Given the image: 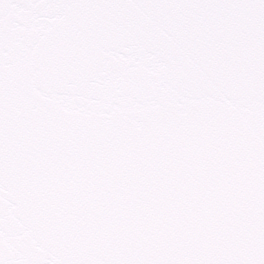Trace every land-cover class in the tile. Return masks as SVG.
<instances>
[{
    "label": "snow or ice",
    "instance_id": "1",
    "mask_svg": "<svg viewBox=\"0 0 264 264\" xmlns=\"http://www.w3.org/2000/svg\"><path fill=\"white\" fill-rule=\"evenodd\" d=\"M0 264H264V0H0Z\"/></svg>",
    "mask_w": 264,
    "mask_h": 264
}]
</instances>
